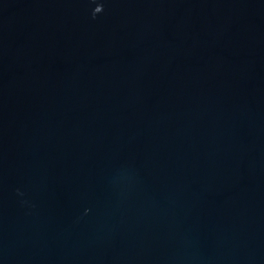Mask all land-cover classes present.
Instances as JSON below:
<instances>
[{
  "label": "water",
  "instance_id": "95a60500",
  "mask_svg": "<svg viewBox=\"0 0 264 264\" xmlns=\"http://www.w3.org/2000/svg\"><path fill=\"white\" fill-rule=\"evenodd\" d=\"M0 264H264V0H0Z\"/></svg>",
  "mask_w": 264,
  "mask_h": 264
}]
</instances>
